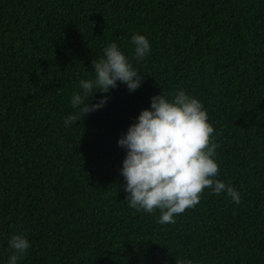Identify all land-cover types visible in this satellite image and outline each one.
I'll return each instance as SVG.
<instances>
[{
	"label": "trees",
	"instance_id": "obj_1",
	"mask_svg": "<svg viewBox=\"0 0 264 264\" xmlns=\"http://www.w3.org/2000/svg\"><path fill=\"white\" fill-rule=\"evenodd\" d=\"M112 43L141 86L89 95L108 101L66 127ZM180 90L207 110L217 179L241 203L205 190L162 225L129 206L118 140ZM13 235L31 245L17 264H264V0H0V264Z\"/></svg>",
	"mask_w": 264,
	"mask_h": 264
},
{
	"label": "clouds",
	"instance_id": "obj_2",
	"mask_svg": "<svg viewBox=\"0 0 264 264\" xmlns=\"http://www.w3.org/2000/svg\"><path fill=\"white\" fill-rule=\"evenodd\" d=\"M133 57L143 60L151 51L149 40L140 34L131 37ZM92 79H81L82 94L73 93L71 106L79 109L65 120V126L102 108L108 101L103 96L98 103H85L99 91L109 93L117 82L135 92L143 76L115 43L103 49V57L93 61ZM136 123L118 140L126 150L121 175L129 206L137 212L160 213L158 223H175V217L194 209L205 190L210 194L226 193L236 204L241 203L239 192L230 184L217 179L219 165L215 160L219 145L215 129L202 102L180 90L169 100L162 94L151 98L150 108L141 110ZM12 255L8 264H17L27 253L30 242L25 236L13 235L9 240ZM187 264H191L188 261Z\"/></svg>",
	"mask_w": 264,
	"mask_h": 264
}]
</instances>
